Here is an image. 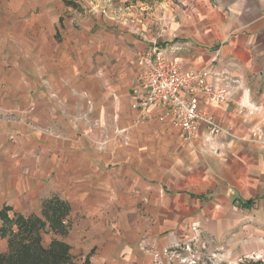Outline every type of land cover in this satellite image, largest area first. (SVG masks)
<instances>
[{
    "label": "rangeland",
    "instance_id": "1",
    "mask_svg": "<svg viewBox=\"0 0 264 264\" xmlns=\"http://www.w3.org/2000/svg\"><path fill=\"white\" fill-rule=\"evenodd\" d=\"M30 1L0 0V207L4 203L25 215H40L44 199H65L70 208L65 240L75 258H88L89 264L230 262L235 258L229 251L232 232L223 234L221 224L210 218V207H203L210 198L199 168L191 179L183 169L152 177L150 152L160 149L154 140L164 137L152 123L133 113L119 123L109 119L108 109L104 118L103 103L68 104L53 89L49 70L34 60L39 42L46 40L33 33L31 18L40 6L27 5ZM128 1L136 19L155 5V0H147L149 7ZM14 3L21 8H13ZM54 7L55 19L73 17L71 10ZM168 136L184 142L176 134ZM181 150L175 156L184 166ZM201 214L206 218H195ZM40 234L44 243L52 236ZM6 245L0 236V253Z\"/></svg>",
    "mask_w": 264,
    "mask_h": 264
},
{
    "label": "crops",
    "instance_id": "2",
    "mask_svg": "<svg viewBox=\"0 0 264 264\" xmlns=\"http://www.w3.org/2000/svg\"><path fill=\"white\" fill-rule=\"evenodd\" d=\"M73 1L76 6L67 0L27 4L40 6L31 26L36 39L46 40L39 42L34 60L49 70L50 85L68 104L88 99L103 103L104 118H109L108 109L109 119L115 117L119 123L137 115L130 107L131 89L140 69L139 56L152 43H158L181 69L208 68L213 81L230 82V100L209 106L228 133L209 136L201 123L199 132L184 140L169 118L160 121L161 111L151 110L148 124L164 134L154 140L160 149L150 152L151 176L159 179L165 171L172 175L183 169L185 178L191 179L193 169L199 168L210 198L203 207H210V218L221 224L223 234L232 232L229 251L235 258L230 262L241 257L264 260V0H155L154 8L145 17L142 10L137 19L128 0ZM146 1L137 0L149 7ZM11 6L21 8L18 3ZM54 6L71 10L80 28L74 27L72 16L55 19ZM79 6L95 7L97 13L77 15ZM171 133L184 142L169 137ZM177 148H182L184 166L176 159ZM197 154L199 158L193 157ZM193 158H198L199 167ZM0 188L4 195L2 183ZM247 219L254 224L248 227L243 222Z\"/></svg>",
    "mask_w": 264,
    "mask_h": 264
},
{
    "label": "built area",
    "instance_id": "3",
    "mask_svg": "<svg viewBox=\"0 0 264 264\" xmlns=\"http://www.w3.org/2000/svg\"><path fill=\"white\" fill-rule=\"evenodd\" d=\"M139 58L140 69L131 89L130 105L139 120L149 119L151 110L159 109L158 119L169 118L184 140L195 136L201 123L209 136L228 133L216 122L209 106L230 100V82L213 81L208 68L181 69L157 43L146 47Z\"/></svg>",
    "mask_w": 264,
    "mask_h": 264
},
{
    "label": "trees",
    "instance_id": "4",
    "mask_svg": "<svg viewBox=\"0 0 264 264\" xmlns=\"http://www.w3.org/2000/svg\"><path fill=\"white\" fill-rule=\"evenodd\" d=\"M67 2L76 6L73 0ZM40 205V215H25L12 206L1 205L0 236L6 237L7 245L0 253V264H89L88 258L83 261L75 258L65 240L70 226L67 201L53 195ZM242 205L247 206L248 201ZM41 231L52 235L48 242H43ZM226 264H264V260L241 257L237 262Z\"/></svg>",
    "mask_w": 264,
    "mask_h": 264
}]
</instances>
